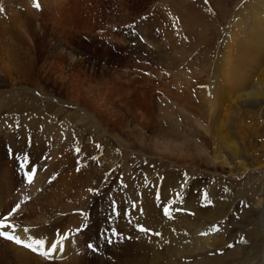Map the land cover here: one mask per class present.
I'll list each match as a JSON object with an SVG mask.
<instances>
[{"label":"rangeland","instance_id":"obj_1","mask_svg":"<svg viewBox=\"0 0 264 264\" xmlns=\"http://www.w3.org/2000/svg\"><path fill=\"white\" fill-rule=\"evenodd\" d=\"M245 4L0 0V196L12 200L0 218L63 256L0 236L4 253L32 258L0 252V264H117L155 236L164 264H264V98L232 104L225 134L208 115ZM216 132L245 147L249 171L212 160Z\"/></svg>","mask_w":264,"mask_h":264},{"label":"bare ground","instance_id":"obj_2","mask_svg":"<svg viewBox=\"0 0 264 264\" xmlns=\"http://www.w3.org/2000/svg\"><path fill=\"white\" fill-rule=\"evenodd\" d=\"M246 2H247V4L242 5L239 8V10L236 11V14L234 16L235 21H234V24L232 26V28H233L232 34L236 37V41L234 42L235 43L234 46L232 44L231 45L233 46V48L238 47V54L236 53V55H237L236 57L234 55V60L232 58L231 59L229 58L230 62H228L229 61L228 60V61H224L223 63H221L222 64L221 72L219 71V69H218V71L221 74H223V76H224V77L222 76L223 81L215 79V81L212 82L213 83L212 90L214 93L211 92V93H209L210 96H208V100L210 101L208 104L211 103L216 107L218 106L219 110H220L219 112H216L218 110L215 109L214 106H213V109L210 108L209 111H213V112H211V113L208 112V115L211 114V116L209 115L210 117L214 116L215 118H217V120L214 119L210 122L211 127H213L215 125L216 126L215 128H217V127L221 128L222 129L220 131L221 134H223V133L225 134V132H222L223 129L225 128L222 124H226L225 119L229 115L228 113H230V110H231L230 108H232L231 107L232 104H236L241 100L246 101L248 99L247 96H249V95L250 96L253 95L254 96L253 99L258 101V102H259L258 99L264 98V0H246ZM188 15L192 20L196 21L197 19H199L197 17H192L189 13L187 14V16ZM184 17H186V16H184ZM225 59L227 60V58H225ZM246 68L248 69L247 71L250 72L251 75H245V69ZM230 74H231V77H230ZM254 85H256V86H254ZM251 87L254 88V92H251L249 90V89H251ZM209 89L211 90V88H209ZM250 96H249V98H250ZM187 99L188 98H186V100ZM230 99H232L233 102H230V104H229L230 107H229L228 104H226L225 102H228ZM250 100H251V98H250ZM225 105L227 106V109L223 107ZM237 105H239V104H237ZM221 110H224L226 114L224 112L220 114ZM219 116L220 117L223 116V120L220 122L221 124H219V126H217L216 123H217V121H219V119H218ZM212 139H213L212 140L213 150H211V151L213 152V155H212L213 159L212 160L214 162H217V163L219 162L224 169L228 170L227 172L230 175H232V174L233 175H235V174L239 175L240 173L243 174L244 172L249 171L247 168L240 167L243 165V163L239 160V158L241 157V154H242L241 151L243 152V155L246 154L245 147L240 148L235 143L233 138L228 137L227 134L225 136L220 135L219 132H216V134L213 136ZM250 150H252V149H250ZM23 174H24V172H23ZM5 195L7 196V200H3V197ZM8 197H9V195L7 193H4V194H2V196H0V210L1 209L5 210L6 208L8 210V207L10 206V204L12 205V202H11L12 200L9 201ZM51 207H53V206L51 205ZM206 212L208 213V211H206ZM208 214H210V213H208ZM207 216L210 217V215H207ZM2 222L4 224H7V220H2ZM2 231L3 232L8 231L12 235H14L16 238H19L21 241L26 242V243H33L34 242L31 239V234H35L33 232H36L35 230H33L31 228L25 229V231H28V232H25V231H22V230L16 229V228H15L14 233L11 232L9 229H3ZM1 239L5 240L6 238L1 237ZM157 239H156V236L151 238V240H150L151 247H150V245L149 246L145 245V247L148 248L147 249L148 251H146V252H143L142 248L133 247V245L132 246L128 245V246H125L123 248L121 247V249H119L115 253L117 256V264H164L163 259L165 260V257H163V256H166V255L163 254L161 256L158 254L159 251H157V250H158V247L160 246V244L157 242ZM139 240H141V238ZM144 242L146 243L145 239H144ZM144 242L142 240L141 243H144ZM12 243H14L16 246ZM12 243H8V244H12L10 246L14 245L13 247H22V245L16 244L13 240H12ZM146 244H148V243H146ZM134 245H135V243H134ZM33 246H35V245L33 244ZM0 252L4 253L5 251H4V249H2V250H0ZM8 252H6L4 254L6 255L8 253V255L9 254L13 255V259L17 262L18 261L19 262L28 261L30 263V261H32L31 260L32 258L30 259V258L26 257L25 255H22V254L20 255V254L14 252L13 250H9ZM55 253L57 254V251H55ZM149 253H150V255H149ZM121 257H125V258H121ZM119 258H121V259L119 260ZM218 261H220V260H218ZM101 264H104V263H101Z\"/></svg>","mask_w":264,"mask_h":264},{"label":"snow or ice","instance_id":"obj_3","mask_svg":"<svg viewBox=\"0 0 264 264\" xmlns=\"http://www.w3.org/2000/svg\"><path fill=\"white\" fill-rule=\"evenodd\" d=\"M205 2H207V0H205ZM34 7H39L38 4L34 3ZM0 11H2V9H0ZM28 180L29 182H31L32 180V176L29 175L28 176ZM206 198V196H205ZM19 208V205L16 206V208L13 209V213H15V211ZM163 215L168 217L169 219H171V215H170V209L168 207H164L163 208ZM3 219H7V217L4 218H0V235H5V233L2 231L3 229H9L11 232L14 233L15 231V226L11 225V224H4L2 222ZM139 231L141 232H150L149 229L144 228L143 226H140L138 228ZM153 235H159V233H152ZM119 235L118 233H116L115 231L113 232V236H117ZM6 238L9 240H13L16 244L18 245H22L23 247L30 249L32 252L37 253L39 252L41 255H47L48 253L45 252H40V249L43 248L45 246V242L43 240H34L33 243H26L21 241L19 238H16L14 235H6ZM33 244H35V246H33ZM51 248L56 249V245L55 244H51L50 245ZM88 247L90 249H92L93 251H96V249L93 247V245L89 244ZM231 247V245L229 246Z\"/></svg>","mask_w":264,"mask_h":264}]
</instances>
